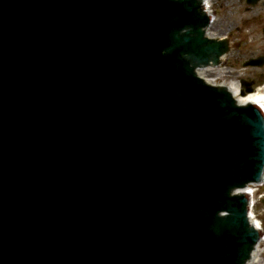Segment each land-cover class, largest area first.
Here are the masks:
<instances>
[{"label":"water","instance_id":"95a60500","mask_svg":"<svg viewBox=\"0 0 264 264\" xmlns=\"http://www.w3.org/2000/svg\"><path fill=\"white\" fill-rule=\"evenodd\" d=\"M207 22L199 0H0V264H245L231 192L262 176L264 120L196 76Z\"/></svg>","mask_w":264,"mask_h":264},{"label":"rangeland","instance_id":"374dc122","mask_svg":"<svg viewBox=\"0 0 264 264\" xmlns=\"http://www.w3.org/2000/svg\"><path fill=\"white\" fill-rule=\"evenodd\" d=\"M209 4H211V9L213 14H215V21L213 26L209 29V33L212 36H216L218 39L224 38V44L228 45L227 52L224 55V58H221L220 64L217 66H212L207 68L206 77L214 78L219 83H229L233 81L239 82L242 78L248 76L249 72H251L250 68L242 67L239 61V55H237V51H234L231 48V41L235 39L233 43L234 46H239V51L244 52L245 55L252 54L258 49L259 40L257 36L247 37L245 31H242L240 37L243 36V40H239L237 37L238 33L235 32L236 28V20L239 19V14L241 11L237 13L236 9L232 7L231 1L236 2V0H229V4L215 3V0H207ZM224 1V0H223ZM221 4V5H220ZM238 6V3L235 4ZM234 13V14H232ZM235 33V34H234ZM235 37V38H234ZM226 38V39H225ZM249 49V51L247 50ZM260 75L262 77L258 86L264 84V67L260 71ZM264 207L260 206L255 207L256 217L260 220L264 219L262 216V212ZM260 259H264V252L259 256Z\"/></svg>","mask_w":264,"mask_h":264},{"label":"flooded vegetation","instance_id":"af4514ba","mask_svg":"<svg viewBox=\"0 0 264 264\" xmlns=\"http://www.w3.org/2000/svg\"><path fill=\"white\" fill-rule=\"evenodd\" d=\"M219 2L223 4H229V0H215V3L219 4ZM230 3L232 4V7L236 9L237 13L241 11V14H239V19L236 20V25L234 26V28H236L235 32L238 33L237 37L239 38V40H243V36L240 37L242 31L246 32L245 35L247 37L251 38L257 36V39L259 40V43L257 44V51L254 52L253 50L252 54L249 55H245L244 52L239 51L240 47L234 46L233 44L235 42V39L232 40V49L234 51H237V55L240 56V63H242L244 59H248L256 55L264 56V0H257L255 4H253L251 0H236V2L231 1ZM236 3H238V6L235 5ZM252 39L253 38H251V40ZM247 50L249 51V49ZM249 68L251 72L248 73L249 75L246 78H249L251 87H255V85L258 84L262 79L260 75L261 68Z\"/></svg>","mask_w":264,"mask_h":264},{"label":"bare ground","instance_id":"6f19581e","mask_svg":"<svg viewBox=\"0 0 264 264\" xmlns=\"http://www.w3.org/2000/svg\"><path fill=\"white\" fill-rule=\"evenodd\" d=\"M206 71L207 70H205V67L201 68L200 70V74H202L204 80L208 81V83L211 85L214 84L216 86H219L220 88H224L225 90H227L230 94L233 95V98L237 101V103L242 106H245L247 104L257 106L258 109L261 110L264 119V85L258 87V89L255 90L253 93H248L245 94V96H242L243 91L237 81L218 84V82L215 81L216 79L206 77ZM246 189L249 188L247 187Z\"/></svg>","mask_w":264,"mask_h":264}]
</instances>
